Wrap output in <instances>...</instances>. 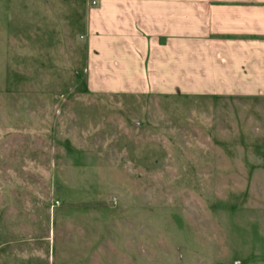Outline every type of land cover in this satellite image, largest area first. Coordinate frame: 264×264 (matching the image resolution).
<instances>
[{
	"label": "rangeland",
	"instance_id": "obj_1",
	"mask_svg": "<svg viewBox=\"0 0 264 264\" xmlns=\"http://www.w3.org/2000/svg\"><path fill=\"white\" fill-rule=\"evenodd\" d=\"M88 2L0 0V264H264V98L90 91Z\"/></svg>",
	"mask_w": 264,
	"mask_h": 264
},
{
	"label": "crops",
	"instance_id": "obj_2",
	"mask_svg": "<svg viewBox=\"0 0 264 264\" xmlns=\"http://www.w3.org/2000/svg\"><path fill=\"white\" fill-rule=\"evenodd\" d=\"M88 3L90 91L264 98V0Z\"/></svg>",
	"mask_w": 264,
	"mask_h": 264
},
{
	"label": "built area",
	"instance_id": "obj_3",
	"mask_svg": "<svg viewBox=\"0 0 264 264\" xmlns=\"http://www.w3.org/2000/svg\"><path fill=\"white\" fill-rule=\"evenodd\" d=\"M96 3V1H93V4H95Z\"/></svg>",
	"mask_w": 264,
	"mask_h": 264
}]
</instances>
